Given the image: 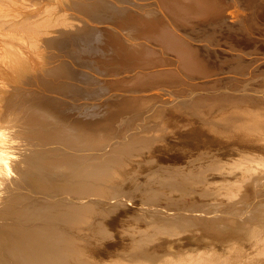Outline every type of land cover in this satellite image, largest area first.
I'll list each match as a JSON object with an SVG mask.
<instances>
[{"label":"bare ground","instance_id":"6f19581e","mask_svg":"<svg viewBox=\"0 0 264 264\" xmlns=\"http://www.w3.org/2000/svg\"><path fill=\"white\" fill-rule=\"evenodd\" d=\"M0 264H264V0H0Z\"/></svg>","mask_w":264,"mask_h":264},{"label":"rangeland","instance_id":"374dc122","mask_svg":"<svg viewBox=\"0 0 264 264\" xmlns=\"http://www.w3.org/2000/svg\"><path fill=\"white\" fill-rule=\"evenodd\" d=\"M72 47H74V48H71V49H74V50L76 49L75 52L78 53V54L80 55V58H82V59H83V58H84V59H87V57H89V55H86V54H84V53H81L80 51H77L78 48L80 49L79 46H72ZM68 49H69V48H68ZM82 59H81V60H82ZM82 61H84V60H82ZM84 63H85V64H88L87 61H84ZM207 83H209V81H208V80H204V83H203V84H207ZM208 85H210V84H208ZM134 195H135V192H133V191H131V192H127V193L122 197V199L125 200L126 202H129V201H131V200L134 199ZM111 234H112L111 231H107V232H106L105 234H103V235H104L105 238H109Z\"/></svg>","mask_w":264,"mask_h":264}]
</instances>
